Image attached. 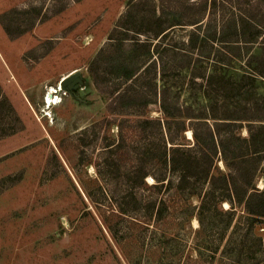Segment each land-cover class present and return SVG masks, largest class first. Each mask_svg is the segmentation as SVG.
I'll use <instances>...</instances> for the list:
<instances>
[{
  "label": "rangeland",
  "instance_id": "1",
  "mask_svg": "<svg viewBox=\"0 0 264 264\" xmlns=\"http://www.w3.org/2000/svg\"><path fill=\"white\" fill-rule=\"evenodd\" d=\"M4 101L0 264H219L248 215L234 188L264 191V0H0ZM193 127L243 152L241 173L218 161L231 200L211 179L193 192L168 168L161 188L135 174L171 136L197 147ZM240 244L229 257L258 255Z\"/></svg>",
  "mask_w": 264,
  "mask_h": 264
},
{
  "label": "trees",
  "instance_id": "2",
  "mask_svg": "<svg viewBox=\"0 0 264 264\" xmlns=\"http://www.w3.org/2000/svg\"><path fill=\"white\" fill-rule=\"evenodd\" d=\"M5 105V101L3 103H0V112H3L2 110H5ZM10 112L12 113L11 109ZM16 121L20 122L19 119H17ZM157 123L160 125L159 120H157ZM180 124V128L183 131L186 128V125L183 122H181ZM1 126L2 123L0 122V138L6 137L11 133H14V131H17L14 129L13 131H10L6 128H1ZM120 129L122 130L123 127L120 126ZM19 130H22V128L19 127ZM248 131L251 136V142L248 141V144H246V149L251 148V146H257L254 141V129L249 128ZM192 132L195 143H198L197 147H190V139H187V142L189 143L187 144L189 146H187L186 144L176 143L175 139L172 138L173 136H171V138L168 139V143H165V140L161 142L163 145H169L168 147L166 146L162 148L164 151L155 152L154 150H152L154 151L153 160H149H151L153 164H151V162H149L148 160L143 161L136 167L135 174L137 175L138 173L139 179L141 180H144L149 175H151V177L155 180V183L153 184L155 188H161L166 180L165 172H162L164 170L163 168H168L172 172L178 174L179 189L186 188L193 192L194 189L191 187L192 183L197 185L201 182H207V179H211L213 185L208 190V196H211L214 201V199L216 198V193L221 191L224 196L222 197V199H220L221 202L226 199L231 200V196L229 195V191L231 190L230 184H233L236 187V183L233 182L235 177L233 174H231L232 170L229 173L224 172L219 167L218 161H223L224 164L230 169L232 166L235 167L236 171L241 173L240 169L244 168L246 163L242 161L243 159H245L243 152L241 150L238 151L234 146L232 147L231 142L226 143L221 138V136H219V142H217L215 138H211V143H206L201 140V135L196 127L192 128ZM169 133L170 135H173L170 129ZM210 134H212L211 131ZM237 142L241 141L237 138L235 143ZM259 152H263L264 155V147L263 149H260V147L257 146L253 150V153ZM167 154H169V156H167ZM251 160L252 163L250 162V165H252V169L248 170V172L251 174L250 176H248L249 181L252 180V177L257 173V171L259 170V166L262 163L261 158H252ZM160 166L162 167V170H159V168H157ZM155 168L157 169L154 170ZM152 169L154 170V172H152ZM156 171L159 174H156ZM262 172H264V168ZM243 175L245 176V174ZM237 189V187L234 188L235 193L238 195V203L242 204L243 200L245 201V212L248 215L243 218L240 223H236L233 225L232 233L227 238L224 249L222 250V258L219 264H264V237L259 236L255 233L257 223L264 221V191H261L259 188H257L254 183L250 184V182L246 183L245 188H239L240 192H238ZM230 213L233 216L235 210H232ZM238 239L242 241V244H240L239 247L246 246L245 243L247 240L253 241L257 246L258 255L255 258L254 256H250L249 258H247V260H243L242 254H236L235 258L229 257L232 256V254L230 253V251L232 250L231 244L234 240ZM253 260L254 262H251Z\"/></svg>",
  "mask_w": 264,
  "mask_h": 264
},
{
  "label": "bare ground",
  "instance_id": "3",
  "mask_svg": "<svg viewBox=\"0 0 264 264\" xmlns=\"http://www.w3.org/2000/svg\"><path fill=\"white\" fill-rule=\"evenodd\" d=\"M73 75H74V73L71 74L70 76H65L63 79L65 80L68 77H71ZM60 89H63L62 84L59 87H54V86L48 87V91H47L45 98H44L45 109L42 110L43 112H46L47 110L51 109L52 106L58 104L59 96H55V94L58 93L60 91ZM59 103H60V101H59ZM189 134L192 135V131H189Z\"/></svg>",
  "mask_w": 264,
  "mask_h": 264
},
{
  "label": "water",
  "instance_id": "4",
  "mask_svg": "<svg viewBox=\"0 0 264 264\" xmlns=\"http://www.w3.org/2000/svg\"><path fill=\"white\" fill-rule=\"evenodd\" d=\"M76 78L77 77L75 75H73V76L68 77L67 79L63 80V82H62L63 88H66L67 86H71L73 84V82L76 81Z\"/></svg>",
  "mask_w": 264,
  "mask_h": 264
}]
</instances>
